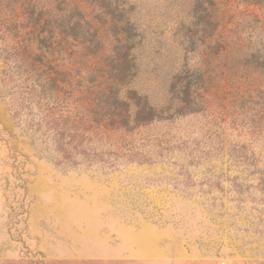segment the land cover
<instances>
[{"label": "rangeland", "instance_id": "rangeland-1", "mask_svg": "<svg viewBox=\"0 0 264 264\" xmlns=\"http://www.w3.org/2000/svg\"><path fill=\"white\" fill-rule=\"evenodd\" d=\"M32 1L61 89L14 118L35 13L0 0V264H264V0Z\"/></svg>", "mask_w": 264, "mask_h": 264}, {"label": "trees", "instance_id": "trees-1", "mask_svg": "<svg viewBox=\"0 0 264 264\" xmlns=\"http://www.w3.org/2000/svg\"><path fill=\"white\" fill-rule=\"evenodd\" d=\"M256 2L257 0H251ZM213 1L211 0V8L213 9ZM27 8L31 9L35 15L33 16V28H31V32L29 33V41L30 47H25V51H23L24 55H30L35 59L30 61L23 62L24 64L15 65L12 67L20 74L27 75V78L22 82L24 84L23 88H19L20 92H16V94H12V98L10 99V103L8 107L14 115V118L19 116L21 112L24 110L28 111L32 106H38V109L46 110L48 115H45L42 119V123L53 114V104L50 105V101H55L56 96H51L48 92L50 89H55L56 93L61 89L60 83V74L58 72H52L54 69L51 66L50 61L48 60L49 56L53 52V41L56 39V29L64 28L66 22L62 20V16H58L55 12L48 10V12H43L45 18L41 17L42 9L39 10V14H36V3L32 0L26 4ZM43 16V17H44ZM55 30V31H54ZM35 50L32 53L31 50ZM43 59H46L43 61ZM251 63V62H250ZM253 64V63H252ZM11 72V71H10ZM7 81H11L10 76L6 77ZM251 85L256 84V80L249 82ZM264 83V80H263ZM15 95V96H14ZM10 96V95H9ZM117 104L126 105L127 106V115L129 114V104L120 100L117 96H113L111 98ZM136 99L138 105L142 109V112H146L148 115L156 116L155 108H153L146 99H142L136 93L130 100ZM58 101V100H57ZM53 103H56L53 102ZM141 110L136 111L135 114H139ZM45 126V125H44ZM39 131V129L34 132Z\"/></svg>", "mask_w": 264, "mask_h": 264}]
</instances>
